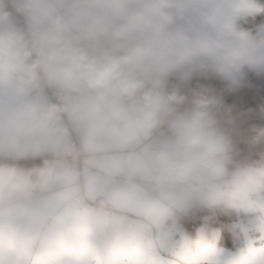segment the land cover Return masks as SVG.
Returning a JSON list of instances; mask_svg holds the SVG:
<instances>
[{
  "label": "clouds",
  "instance_id": "1",
  "mask_svg": "<svg viewBox=\"0 0 264 264\" xmlns=\"http://www.w3.org/2000/svg\"><path fill=\"white\" fill-rule=\"evenodd\" d=\"M0 264H264V0H0Z\"/></svg>",
  "mask_w": 264,
  "mask_h": 264
}]
</instances>
